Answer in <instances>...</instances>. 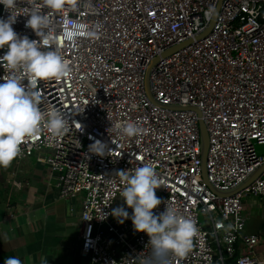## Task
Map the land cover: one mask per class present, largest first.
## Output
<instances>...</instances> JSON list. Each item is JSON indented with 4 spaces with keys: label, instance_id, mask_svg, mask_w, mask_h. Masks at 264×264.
Here are the masks:
<instances>
[{
    "label": "built area",
    "instance_id": "built-area-1",
    "mask_svg": "<svg viewBox=\"0 0 264 264\" xmlns=\"http://www.w3.org/2000/svg\"><path fill=\"white\" fill-rule=\"evenodd\" d=\"M219 0H78L75 10L52 17L61 54L71 73L39 81V107L56 109L69 119L59 138L42 128L21 145L17 159L35 156L53 174L59 196L80 199V253L89 264H157L149 237L120 223L111 213L132 209L120 196L121 170L150 164L164 186L153 212L174 206L198 229L184 257L168 254L166 264H264L261 234L245 231L242 210L264 202V169L247 186L230 195L213 190L236 186L264 163V0H220L216 19L203 38L161 56L169 46L194 37L209 22ZM42 4V0H36ZM17 0L13 15L27 11ZM45 14L47 8H42ZM10 12L0 4V19ZM28 17L12 25L20 36L39 39L26 27ZM68 19L87 24L93 37L75 45L62 40ZM7 50L0 49V58ZM160 58L149 71L150 61ZM9 75L0 63V83ZM26 83V82H25ZM208 131L207 184L201 170L199 117ZM137 122L138 136L126 137L117 123ZM82 125V131L80 130ZM95 140L109 155L89 152ZM200 215L203 219H200Z\"/></svg>",
    "mask_w": 264,
    "mask_h": 264
},
{
    "label": "clouds",
    "instance_id": "clouds-1",
    "mask_svg": "<svg viewBox=\"0 0 264 264\" xmlns=\"http://www.w3.org/2000/svg\"><path fill=\"white\" fill-rule=\"evenodd\" d=\"M27 3L26 12L13 15L17 0H0V4L10 12L7 19H0V49L7 48L0 63H5L9 70V75L0 83V168L5 169L21 155V145L42 128H47L51 136L59 138L69 127V119L61 111L54 108L41 111L39 93L34 88L39 81L58 80L70 75L71 68L61 54L62 44L57 39L52 17L66 10H75L78 0H42V4L27 0ZM42 8L49 12L43 13ZM18 14L28 17L25 26L32 29L38 40L20 36L14 31L12 25ZM95 35L87 24L71 19L64 22V42L75 45L80 37ZM115 129L126 137L138 136L144 131L133 121L117 123ZM110 149L100 140H95L88 148L89 152L99 156L109 155ZM119 172L124 184L120 196L132 209V214L129 217L123 207L113 209L111 214L120 218V223L130 218L136 231L147 234L154 256L159 258L157 264H166L168 254L186 256L198 229L192 219L183 216L174 206H166L159 214L153 212L162 203L156 189L164 186L155 169L150 164H143L133 171ZM4 264H24V261L10 256ZM42 264L47 262L42 261Z\"/></svg>",
    "mask_w": 264,
    "mask_h": 264
},
{
    "label": "crops",
    "instance_id": "crops-1",
    "mask_svg": "<svg viewBox=\"0 0 264 264\" xmlns=\"http://www.w3.org/2000/svg\"><path fill=\"white\" fill-rule=\"evenodd\" d=\"M80 199L60 197L53 174L35 156L0 168V264H89L80 253Z\"/></svg>",
    "mask_w": 264,
    "mask_h": 264
},
{
    "label": "water",
    "instance_id": "water-1",
    "mask_svg": "<svg viewBox=\"0 0 264 264\" xmlns=\"http://www.w3.org/2000/svg\"><path fill=\"white\" fill-rule=\"evenodd\" d=\"M220 6V0L218 1L214 12L209 20V22L207 23V25L200 31L198 32L194 37H188L184 40H182L181 42L175 43L171 46H169L168 48H166L165 50H163L161 52V56H167L169 54H171L172 52L188 45L189 43L194 42V40L203 38L204 36H206L209 31L211 30L213 23L216 19L217 16V12ZM159 56L156 55L149 63V65L146 68V72H145V89L146 92L148 94V96L153 100L151 92H150V88H149V80H148V76H149V71L152 67L153 64H155V62H157L159 60ZM168 107L171 108H189L192 109L194 111L197 112L199 117L198 120V124H199V134H200V159H201V170H202V175L205 179V181L207 182V184L210 185V183L207 181V165H206V159H207V149H208V144H209V138H208V131L206 128V125L201 117V110L194 105H187V106H179V105H167ZM264 169V163L259 165L258 167H256L253 171H251L242 181H240L236 186L229 188V189H217V188H213V190L215 192H217L220 195H230L233 194L234 192L244 188L245 186H247L248 184H250L259 174L260 172Z\"/></svg>",
    "mask_w": 264,
    "mask_h": 264
},
{
    "label": "rangeland",
    "instance_id": "rangeland-1",
    "mask_svg": "<svg viewBox=\"0 0 264 264\" xmlns=\"http://www.w3.org/2000/svg\"><path fill=\"white\" fill-rule=\"evenodd\" d=\"M256 148L259 152H264V144L257 145ZM245 200L247 203L244 204V208L242 210L243 214L246 216L245 231L261 234L264 230V202L260 204V206L257 204L253 205L251 210L250 204H248L249 199L246 198ZM200 219H203L201 215ZM256 249L260 254H262L264 252V245L260 244L256 247Z\"/></svg>",
    "mask_w": 264,
    "mask_h": 264
}]
</instances>
